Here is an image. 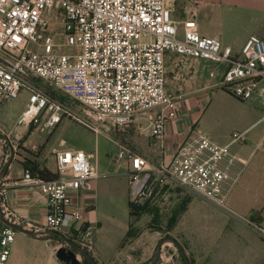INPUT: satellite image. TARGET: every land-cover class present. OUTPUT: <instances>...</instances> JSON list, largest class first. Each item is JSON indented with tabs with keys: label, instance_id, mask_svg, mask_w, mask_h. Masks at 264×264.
Returning <instances> with one entry per match:
<instances>
[{
	"label": "built area",
	"instance_id": "1",
	"mask_svg": "<svg viewBox=\"0 0 264 264\" xmlns=\"http://www.w3.org/2000/svg\"><path fill=\"white\" fill-rule=\"evenodd\" d=\"M168 54L214 64L209 76L215 86L258 105L264 124V40L257 35L234 52L219 39L201 35L194 18L175 19L171 0H0V105L26 91L18 123L37 131L53 130L67 119L95 134L105 126L126 132L144 117L150 136L163 139L166 126L177 118L180 99L167 87ZM50 91L77 102L82 113ZM198 132L194 142L158 163L118 143L115 161L129 166V204L150 206L161 191L182 189L238 217L228 205L241 171L233 174L239 158L231 145L245 144V133H234L223 145ZM259 146L264 147V134ZM54 155L57 179L44 181L29 169L22 176L44 197L45 224L24 222L13 213L5 183L0 184L1 211L7 220L40 234L71 232L92 252L96 225L76 199L98 178L93 156L71 148ZM249 224L264 240V227ZM16 234L0 219V264H7ZM159 259L169 260L164 251Z\"/></svg>",
	"mask_w": 264,
	"mask_h": 264
},
{
	"label": "crops",
	"instance_id": "2",
	"mask_svg": "<svg viewBox=\"0 0 264 264\" xmlns=\"http://www.w3.org/2000/svg\"><path fill=\"white\" fill-rule=\"evenodd\" d=\"M190 1L191 6L187 7L184 19L194 18L197 21L201 35L219 39L224 45L230 46L234 52L240 51L250 35H257L264 40V0ZM179 65L181 66L180 72L179 76L177 75V79H175L174 88L178 85V89L181 91L185 90V92L177 94L180 98L177 118L166 126L164 138L156 140L150 136L147 121L144 117L137 118L131 129L126 133V138H131V140L134 138L132 142L138 148L137 153L155 163L160 162L162 158H171L177 154L181 146L194 142L198 138L199 122L209 106L210 99L214 94V88H216V80L209 76L212 67H215L214 64L173 54L166 56V67L168 69L172 68L175 70ZM70 102L77 105V108L82 109L77 102L71 99ZM260 117L261 112L259 110V114L255 118H251L242 131V133H245L246 143L232 144L231 150L239 158V162L233 167V174L235 175L241 170L237 183L244 177L243 185L246 186V189L249 184H255L258 187V193L255 195L254 201L251 199L243 200L240 192L239 199H242L243 205L246 206L244 212L251 214L254 210H261L259 215L264 226V195H260L259 190V184L262 183L261 179L264 177V147L261 148L259 146L264 129L261 135L254 134L256 127L261 124L259 122ZM18 125L20 124L18 123ZM21 126H24L23 130H31L30 125L23 124ZM111 128L106 126L103 133L111 132V130L117 131ZM29 132L28 136L25 137L26 142L20 148L23 149L24 154L20 155L17 154L19 152L18 146L24 140H20L22 138L14 130L10 129L9 134L5 133L16 154L0 184L5 183L8 186V204L13 213L24 222L30 221L34 225L41 226L45 224L44 197L37 186L22 182L23 163L27 157L36 160L39 165L55 172V151L67 148L81 149L92 154L93 159L97 152L101 154L100 144H102L105 150L104 154L99 155L98 158L96 156V160L93 163L91 162L97 171L98 178L93 182V189L84 191L77 197L76 202L81 206L88 220L96 225L94 241L97 262L106 264H115L117 262L122 264V260L130 256L129 251L135 247V243L138 240L132 241L122 248L119 247L120 242L129 230L131 217L128 200L129 166L127 162L117 163L115 161L118 145L108 139L106 135H97L93 132L89 135L81 132L82 135L87 137L86 140L69 143V141L62 138L65 142L63 146H60L61 140L56 146H52L48 150L35 151L37 149L36 146L32 148L28 146V143L31 142L28 139L29 136L34 135L33 130ZM138 133L144 136L136 137ZM205 134L218 144H229L231 141V138H228L217 142L209 132ZM91 135L94 137V142L91 140L87 141ZM3 142L8 147V153H3V157L7 156L9 158L11 150L8 143L5 140ZM146 142H148V145H146ZM139 144H142V146L140 147ZM41 147L42 143H40V149ZM38 151H41V153L34 156ZM245 162L246 165L244 166ZM241 190L244 191L245 189ZM233 191L234 189L231 195L234 193ZM64 234L67 237L72 235L71 232ZM19 235L15 236L7 264H65L56 257V249L62 244L55 240L54 237L46 240L40 239L43 242H36L39 239L33 240L34 238L22 233H19ZM175 239L180 240L178 237H175ZM109 240L111 243H106ZM181 244L184 243L181 242ZM39 245L44 247L43 251L38 252L32 248ZM186 252L191 256L188 249H186ZM263 262L264 258L262 257L256 264ZM154 264L166 263L159 259Z\"/></svg>",
	"mask_w": 264,
	"mask_h": 264
},
{
	"label": "rangeland",
	"instance_id": "3",
	"mask_svg": "<svg viewBox=\"0 0 264 264\" xmlns=\"http://www.w3.org/2000/svg\"><path fill=\"white\" fill-rule=\"evenodd\" d=\"M173 3V16L178 21L186 17V9L191 6L190 0H171ZM59 28L57 26V29ZM56 41L62 42L61 36H56ZM180 65L173 70L166 67V75L168 79V90L174 94L185 92L179 90L177 85L174 88V82L179 76ZM214 68V67H212ZM176 77V78H175ZM173 82V83H172ZM190 91V90H189ZM66 103H70L77 112L82 113L78 106L72 104L70 99L63 98ZM28 94L22 91L17 98L9 99L0 105V134H9V130H14L17 135L24 140L19 144L17 154H24L21 145L26 142L25 137L34 131V135L29 136V147L36 146L37 150L40 149V143L44 146L43 149L48 150L52 146H56L62 138L72 143L73 141L86 140L87 137L82 135L81 132L92 134V131L81 125L75 120H63L62 123L57 125L53 130L45 132L37 131L34 128L29 130L24 129V126L18 125V121L26 107ZM259 106L253 102H244L235 98L230 93L221 88H214V94L210 99L209 106L202 115L199 122L202 131L209 132L215 141L220 142L230 139L234 133H242L244 127L247 125L251 118H255L259 114ZM106 126L102 128L103 132ZM112 129V128H111ZM264 125L261 123L256 127L254 134L261 135ZM4 131V132H3ZM101 132L100 134L106 135L108 139L118 143H122L132 148L136 153L138 148L132 142L134 138H126V132ZM13 134V133H12ZM6 135V134H5ZM99 135V134H97ZM125 135V136H124ZM144 136L137 134L136 137ZM125 137V138H124ZM19 140V141H20ZM94 142V137H88L87 141ZM143 141V139H141ZM140 141V140H139ZM9 145V144H8ZM148 145V142H146ZM139 146L141 147L142 144ZM101 154H104L102 144ZM103 152V153H102ZM3 153H8V147L3 139H0V168L4 166L9 158L4 161ZM263 153V152H262ZM16 154V153H15ZM97 152V158L100 155ZM96 156L91 160L93 163ZM10 157V156H9ZM249 162V160H248ZM264 182V177L261 179ZM244 177L234 186V193L230 194L228 205L237 212L238 217H232L226 214L221 209L209 204L194 194L182 189H172L161 191L154 203L150 205L145 213L137 219H132L130 241L120 242L119 247H124L132 241L138 240L135 247L130 249V256L122 260V264H143L155 253L159 242L166 236L178 237L180 240L177 242L190 252L191 256L186 252L192 264H256L261 258H264V240L249 224V222L261 225L260 211L254 210L251 214H246L245 205L243 200L254 201L255 195L258 193V187L254 184L247 186L243 185ZM259 184L260 195H264V183ZM244 187V188H242ZM241 189H245L244 191ZM241 192L243 200L239 199ZM100 197V195H98ZM100 202V201H99ZM261 205V203H260ZM116 216V215H115ZM112 224V223H111ZM169 225L172 226L170 232ZM18 236L19 233L17 232ZM16 234V235H17ZM125 238V237H124ZM26 239H28L26 237ZM32 240V239H29ZM35 240V239H33ZM32 240V241H33ZM57 240V239H55ZM111 240V239H110ZM106 243H111V241ZM58 241V240H57ZM36 242H43L40 239ZM184 243V244H181ZM59 243L65 245L64 240L60 238ZM42 244V243H41ZM184 245V246H183ZM36 251H43L44 247H32ZM164 251L165 258H168L166 264H183V258L177 246L173 243H166L162 246L161 252ZM89 254L95 258L96 246L94 241V251ZM97 264H106L98 263ZM120 264V263H115Z\"/></svg>",
	"mask_w": 264,
	"mask_h": 264
},
{
	"label": "water",
	"instance_id": "4",
	"mask_svg": "<svg viewBox=\"0 0 264 264\" xmlns=\"http://www.w3.org/2000/svg\"><path fill=\"white\" fill-rule=\"evenodd\" d=\"M0 139L5 140L9 144V148L11 150V154L7 162L4 164L0 171V182L3 180V178L6 175V172L10 166V164L13 161L15 152L13 151V146L10 143V140L7 135L5 134H0ZM0 219L5 222L8 226L12 227L15 229L17 232L25 234L31 238L34 239H50L52 237H59L64 242L66 243L65 245H61L56 249V257L59 261L65 263V264H84V260L87 259L88 261L91 262V264H97V262L94 260V258L86 251L84 250L81 246H79L74 240L68 238L63 232H58V231H48L46 233H37L35 231L29 230L27 228H24L18 224H15L5 218L1 211L0 207ZM166 243H173L177 246L178 250L180 251L185 264H191L190 260L183 249V247L177 242V240L172 237V236H166L163 239L160 240L159 245L153 254L152 257H150L145 263L143 264H154L157 262L161 255V249L162 246Z\"/></svg>",
	"mask_w": 264,
	"mask_h": 264
},
{
	"label": "trees",
	"instance_id": "5",
	"mask_svg": "<svg viewBox=\"0 0 264 264\" xmlns=\"http://www.w3.org/2000/svg\"><path fill=\"white\" fill-rule=\"evenodd\" d=\"M50 93L55 98L59 99L62 102H65L64 99H63L65 97H67L65 94H63L61 92H58V91H50ZM33 128H34V126H30V129H33ZM20 148H22V147L20 146ZM43 148H44V146L41 147V149H43ZM38 153L40 154L41 151H38L34 156H37ZM23 165H24V169H29L32 172L33 175L38 176L40 179H42L44 181H52V180H55V179L58 178L57 171L53 172V171L49 170L47 167L39 165V163L36 160H32L31 158L27 157L25 159ZM148 207L149 206L137 207V206H134L132 204H129V214H130V217H131V221H130L129 230H128L125 238L122 240L123 243L131 240L130 238L132 237V234H131L132 232H131L130 229H131V224H132V221H133L132 219L139 218L142 215V213L146 212ZM171 228H172V226L169 225V230H167L166 232H170ZM54 238L57 239L58 241L60 240L59 237L55 236ZM68 238L74 240V237L72 235H69ZM190 263L192 264L191 259H190ZM84 264H91V262L88 261L87 259H85ZM183 264H185L184 259H183Z\"/></svg>",
	"mask_w": 264,
	"mask_h": 264
},
{
	"label": "flooded vegetation",
	"instance_id": "6",
	"mask_svg": "<svg viewBox=\"0 0 264 264\" xmlns=\"http://www.w3.org/2000/svg\"><path fill=\"white\" fill-rule=\"evenodd\" d=\"M84 262H85V260H84Z\"/></svg>",
	"mask_w": 264,
	"mask_h": 264
}]
</instances>
